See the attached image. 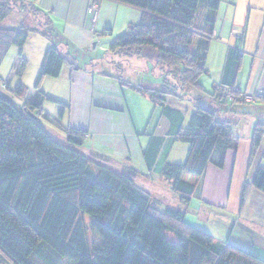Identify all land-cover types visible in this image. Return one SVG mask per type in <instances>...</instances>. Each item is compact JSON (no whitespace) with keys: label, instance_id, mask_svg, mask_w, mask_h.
Here are the masks:
<instances>
[{"label":"trees","instance_id":"obj_1","mask_svg":"<svg viewBox=\"0 0 264 264\" xmlns=\"http://www.w3.org/2000/svg\"><path fill=\"white\" fill-rule=\"evenodd\" d=\"M110 1L140 10L142 20L129 25L107 52L91 54V50L80 52L35 3L0 0V66L12 46L23 56L32 32L51 41L36 77L34 99L27 100L29 91L21 82L14 90L22 99L20 106L0 90L1 262L264 264L254 248L217 241L207 229L188 223L190 213L184 207H164L154 201L140 185L137 170L118 171L83 153L89 133L66 126L64 117L70 104L44 91L45 79L59 78L65 65L72 71L85 70L94 61L106 59L120 73L122 63L136 57L153 73L158 69V75H151L161 78L160 88L132 84L121 73L114 77L122 86L148 95L168 119L171 141L160 173L183 206H189L199 194L197 184L184 176L200 178L209 165L224 169L227 153L238 146L232 125L219 115L226 105L243 106L247 115L256 119L249 162L253 165L264 142V98L253 104L241 99L247 91L238 83L244 33L237 34L238 46L228 49L221 81L211 91L202 83V78L209 76L207 63L218 11L226 0ZM16 10L41 25L4 26ZM43 17L47 21L42 24ZM104 54L118 59L110 60ZM100 68L107 75L106 65ZM2 88L10 86L3 82ZM236 88L241 94L235 93ZM169 98L192 101L187 122L185 112L170 106ZM47 103L59 106L57 116L45 109ZM50 126L66 139L58 140ZM175 143L189 146L185 162L166 160ZM251 187L264 193V166L260 165L253 181L244 186L241 208Z\"/></svg>","mask_w":264,"mask_h":264},{"label":"crops","instance_id":"obj_2","mask_svg":"<svg viewBox=\"0 0 264 264\" xmlns=\"http://www.w3.org/2000/svg\"><path fill=\"white\" fill-rule=\"evenodd\" d=\"M27 1L35 3L48 13L55 27L56 20H61V32L65 38L80 52L91 50V54L107 52L129 25L138 24L142 20L140 10L110 0ZM94 5H98L101 11L96 27L93 25ZM217 19L215 39L210 48L211 53L216 51L220 56V76L218 80L213 79L214 85L221 81L228 49L237 47V34L244 33L245 53L238 83L250 92H264V0H226L218 11ZM108 32L111 33L107 34ZM49 42L51 45V41ZM50 45H44L39 52V70ZM132 60L136 66L133 71H129L126 62L131 64ZM132 60L121 65L120 73L124 74L127 82L136 85L141 83L149 88L161 87V78L152 77L153 70H150L145 61L136 57ZM105 61L106 59L94 61L87 69L76 71L66 65L59 78L45 79L43 89L50 96L70 104L64 117L66 126L84 130L91 135L84 144L83 153L118 171L137 170L141 176L140 185L152 197H159L164 192L158 187L164 180L160 165L171 141L170 123L148 95L122 86L119 79L114 77L120 74L117 73L118 68ZM104 64L107 75L100 72V67ZM207 67L211 78L215 73L213 69H209L208 63ZM38 72L36 70V76ZM155 72L158 69H154L153 75ZM202 83L207 86L205 81L202 80ZM183 102L168 99L170 106L185 112L187 122L188 114L193 108L185 107ZM244 109L246 108L237 104L226 105L221 109L220 118L232 125L238 138V146L227 153L224 169L209 165L204 176L185 177L197 184L199 202H192L187 207L179 202L177 208L184 207L189 211L188 207L199 203L201 218L211 223L215 221L218 226L222 221L226 230L231 231H226L223 241L229 240L245 249L256 250L260 247L264 250V193L251 187L246 204L241 208L244 186L253 181L258 167L264 166V142L253 165L249 166L256 119L247 115L248 112ZM177 145L175 143L171 147L166 159L168 162ZM207 193L213 195V199L207 198ZM174 196L179 199L175 193ZM163 206L167 207L166 204Z\"/></svg>","mask_w":264,"mask_h":264},{"label":"rangeland","instance_id":"obj_3","mask_svg":"<svg viewBox=\"0 0 264 264\" xmlns=\"http://www.w3.org/2000/svg\"><path fill=\"white\" fill-rule=\"evenodd\" d=\"M93 9H94L93 25H95V27H96L98 24L99 18H100V12L101 11H100V7L98 5H94ZM45 21H47V20L45 17H43L42 24L45 23ZM52 21H53V19H52ZM56 21H57V25H56V27L54 26L55 29H57L60 32L63 31L62 30L63 24L61 23L62 21L59 19H57ZM20 25L30 26V27L36 28V26L41 25V22L38 23V22L34 21L32 16H30L29 14H26V13H20L18 10H16V12H14L13 14H11L10 17L7 19V21L4 22V26H7V27H11V26L12 27L13 26L18 27ZM49 39H50L49 37L41 34L40 32L30 33L29 41L27 42L26 46L24 47L23 56L20 57L19 49L15 46H12L10 48L6 58L4 59L3 63L0 66V90L4 91L5 93L12 96L15 104H17L18 106L22 105V99H20L17 95H15L14 90L16 89L17 85L20 82L24 86H26V88H28L29 93H28L27 100L34 99L37 96V91H36L34 85H35V81H36V77H37L36 76V70L39 71L38 66H37V61L39 58L38 56H39L40 50L43 48L44 45H50ZM104 55H106V54H104ZM106 58H108L110 60L116 59L115 56H113L111 54H107ZM132 59L133 58H130L128 61H131ZM219 60H220V56L216 51H213L212 53L209 52V56H208V64L210 65L209 69L211 71L213 69V72L215 74L211 75V78H210V75H209V77L204 76L202 78V80L207 83V86H206L207 91L212 90V87L214 85L213 79H215V80L219 79V76H220V73L218 74V72H219L218 71V61ZM126 63H127L126 67L130 68L129 71H131V69L133 71V67L136 66V65H134L135 61L132 60L131 64H130V62H126ZM155 73L158 74V72H155ZM3 82H7L10 86V89H3L2 88ZM257 93H264V92L259 91ZM183 104L185 107L193 108L192 101H190V100L184 101ZM157 108L160 109L159 107H157ZM45 109L53 116L58 115L59 106L54 104V103H47L45 105ZM191 112H192V109L188 114V118L190 117ZM157 113H158V110H157ZM48 129L51 132H52V130H54L52 133L58 140L64 141L66 139L65 136H63L61 133H59L55 129H53L52 126H50ZM90 137H91V135H90ZM188 149H189V146L187 144L178 143L175 150L172 152V154L170 156V162H172V163L185 162V160L187 159V156H188ZM184 177H187V175H185ZM158 188L164 192L162 193L161 196L159 195V197L153 196V200L158 202L159 204H162V205L166 204L168 207L177 208V205H179L180 201H179V199H177L174 196L173 191H171L173 189L171 183L169 181H167L166 179H164L160 182ZM210 196H211V198H210ZM206 197L207 198L209 197V199H213L212 198L213 195H211L210 193H207ZM194 202H199V201L197 199H195ZM199 206H200V204L197 203V204H193L190 208L188 207L189 211L191 212L190 214L187 215L188 223H190V224H192L198 228H201V229L207 228L208 231L211 234H213V236L215 237L216 240L223 241V239L226 238V231H227L226 226L222 225V221H221V225L218 226L215 221H213L211 223V221H208L207 219L201 218L199 215L200 214L199 213L200 212ZM221 217H223V216H221ZM224 218L226 219V216H224ZM229 231H227V232H229ZM90 234L92 237L94 232L92 231ZM256 247H259V246H256ZM259 248H256L255 253L264 258V250H261V248L260 249ZM0 264H5V263L1 262V260H0Z\"/></svg>","mask_w":264,"mask_h":264},{"label":"built area","instance_id":"obj_4","mask_svg":"<svg viewBox=\"0 0 264 264\" xmlns=\"http://www.w3.org/2000/svg\"><path fill=\"white\" fill-rule=\"evenodd\" d=\"M239 89H235V93L239 92L241 94V91H238ZM264 98V93H257V92H250L246 91L243 96H241V99L245 101V103L253 104L257 101V99Z\"/></svg>","mask_w":264,"mask_h":264}]
</instances>
